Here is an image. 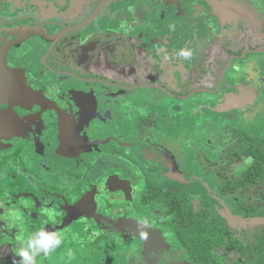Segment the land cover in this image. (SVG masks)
<instances>
[{
  "label": "flooded vegetation",
  "instance_id": "af4514ba",
  "mask_svg": "<svg viewBox=\"0 0 264 264\" xmlns=\"http://www.w3.org/2000/svg\"><path fill=\"white\" fill-rule=\"evenodd\" d=\"M42 228L37 264H264V0H0V264Z\"/></svg>",
  "mask_w": 264,
  "mask_h": 264
},
{
  "label": "clouds",
  "instance_id": "9594fccd",
  "mask_svg": "<svg viewBox=\"0 0 264 264\" xmlns=\"http://www.w3.org/2000/svg\"><path fill=\"white\" fill-rule=\"evenodd\" d=\"M179 55L183 58L189 59L193 56V50H181ZM245 165H251L253 160L248 157L244 161ZM49 216L52 213L47 212ZM16 219L19 217L15 213H10ZM22 246L16 250L15 254L20 258L19 261L14 260L13 264H37V257L43 254L44 257L49 256L62 243V237L55 232L45 231L43 228L32 233L25 241L21 238ZM69 259L72 258V253L69 252Z\"/></svg>",
  "mask_w": 264,
  "mask_h": 264
},
{
  "label": "rangeland",
  "instance_id": "374dc122",
  "mask_svg": "<svg viewBox=\"0 0 264 264\" xmlns=\"http://www.w3.org/2000/svg\"><path fill=\"white\" fill-rule=\"evenodd\" d=\"M193 113H197V110L194 111ZM206 131V129H205ZM230 200V199H229ZM221 214L231 223L234 224V220L232 219L231 215H228L226 213V211L224 210H220ZM201 225V224H199ZM204 225V224H203ZM191 229V233L189 231H187V234H183L182 238L183 240L189 244V235L191 234V236H195V232H196V227L192 226ZM193 239H195V244L192 246L194 249H199V252L202 256H200V258L202 260H209L210 256H208L209 252L210 254L212 253L211 251L208 250L209 246H216V245H220V241L222 239H220V231H216L215 227H212V229H210L207 231H203L198 233V235L196 237H194ZM239 244V242H237ZM237 243H235L236 245H238ZM207 244V247H205V245ZM258 247L256 246V249H253L254 253L257 254H264V252H261L262 250L258 251ZM264 249V248H263ZM207 251V252H205ZM258 251V252H257ZM209 254V255H210ZM234 264H240V263H234Z\"/></svg>",
  "mask_w": 264,
  "mask_h": 264
},
{
  "label": "trees",
  "instance_id": "16d2710c",
  "mask_svg": "<svg viewBox=\"0 0 264 264\" xmlns=\"http://www.w3.org/2000/svg\"><path fill=\"white\" fill-rule=\"evenodd\" d=\"M251 179H253V178H251ZM221 220L222 219L220 218V239H222L220 241V246L224 245L226 248V251L229 253L236 248L235 241L233 238V234H234L235 230H233L229 225H227L225 223L222 224ZM213 225H214L216 231H219L216 227V223H213ZM213 225L211 226L209 223V226H211L210 229L213 227ZM202 228H203L204 232L209 230V227L207 229H205L206 226H204ZM199 230H201V228ZM225 258H228V255H225ZM232 262H234V261H232Z\"/></svg>",
  "mask_w": 264,
  "mask_h": 264
},
{
  "label": "water",
  "instance_id": "95a60500",
  "mask_svg": "<svg viewBox=\"0 0 264 264\" xmlns=\"http://www.w3.org/2000/svg\"><path fill=\"white\" fill-rule=\"evenodd\" d=\"M213 7H215V6L213 5ZM228 102H229V101H227V103H228ZM227 103H226V104H227ZM229 213H230V212H229ZM230 215H231L232 219H234L231 213H230ZM5 247H6L7 249H10V245H5V246L2 245L1 250H2L3 248H5ZM0 252H1V251H0ZM1 254H2V253H1Z\"/></svg>",
  "mask_w": 264,
  "mask_h": 264
}]
</instances>
